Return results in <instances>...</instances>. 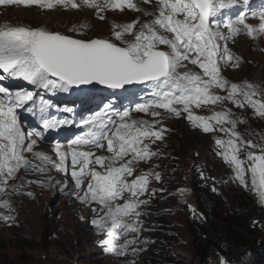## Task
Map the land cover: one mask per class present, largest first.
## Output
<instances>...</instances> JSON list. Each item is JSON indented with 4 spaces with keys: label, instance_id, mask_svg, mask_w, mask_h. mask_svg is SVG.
Wrapping results in <instances>:
<instances>
[{
    "label": "snow or ice",
    "instance_id": "snow-or-ice-1",
    "mask_svg": "<svg viewBox=\"0 0 264 264\" xmlns=\"http://www.w3.org/2000/svg\"><path fill=\"white\" fill-rule=\"evenodd\" d=\"M157 4L158 14L145 12L154 18L143 23L139 31H135L139 21L113 24L111 39L75 38L29 25L0 27V82L7 81L0 84V208L11 213V196L33 197L31 191L24 192L27 185L47 186L43 179L25 182L19 176L21 170L26 175L43 176L51 168L67 175L70 159L72 195L95 214L90 222L105 237L99 244L106 253L128 255L136 239L119 241L140 232V209L149 203L141 197L149 194L152 179L161 180L160 174L153 171L135 175L136 166L159 155L151 150L150 143L163 140L165 131L156 130L155 124L148 121L132 119L131 113L159 117L157 110L161 109L177 118L187 113L193 126L205 133L217 127L225 133L227 139L215 141L220 149L217 154L231 167L234 179L253 191L264 205V143L253 142L250 136L245 138L237 131L238 124L246 121L235 117L231 109H213L211 116L192 111L193 106H223L229 102L236 108H251L255 115L264 118V88L247 82L231 83L222 75L223 67L241 63V58L229 49V41L242 33L253 39L264 36V6L250 9V0H157ZM0 5L48 10L57 6L74 10L87 7L96 9L100 20L105 19L102 13L109 9L143 11L133 0H0ZM234 7L240 8L235 16L223 15L224 10ZM250 17L258 21L256 26L247 22ZM69 31L83 35L75 26ZM185 62L201 72L187 70ZM182 68L186 70L180 71ZM16 81H24L34 89ZM89 85L103 86L111 92L123 90L129 103L131 96L142 98L146 94L148 99L132 107H117L103 89L82 87ZM134 85H143L144 89L130 91ZM73 89L80 90L76 95L83 107L96 105L91 114L81 115L79 120L72 107L56 111L72 113L73 119L60 118L50 113L52 102L38 98L37 90L56 94ZM18 110L36 117L42 130L30 126L25 132L24 125L29 122L22 123ZM73 123L85 130L66 142L55 140L53 151L58 162L52 155L34 151L38 141L33 136L44 140L49 130ZM97 150L111 155H96ZM27 154H32V158ZM37 160L39 164L34 162ZM67 187L65 183L61 191ZM155 194L154 190L150 193ZM0 220L14 223L15 217L0 214ZM219 264L228 262L221 258Z\"/></svg>",
    "mask_w": 264,
    "mask_h": 264
},
{
    "label": "rangeland",
    "instance_id": "rangeland-1",
    "mask_svg": "<svg viewBox=\"0 0 264 264\" xmlns=\"http://www.w3.org/2000/svg\"><path fill=\"white\" fill-rule=\"evenodd\" d=\"M151 3L152 1L149 0L139 7L143 10L141 11L143 23L151 22L154 15L158 14V7L151 9ZM56 8L48 13L34 10L10 12L6 19L14 24L22 23V26L24 24L33 28H47L75 38L111 39L113 24L131 22L138 15V13L123 16L111 14L105 21V19L100 20L97 12L89 8L79 10ZM145 12L154 15H145ZM85 24L88 25L87 28L82 27ZM123 24L126 23L118 25ZM74 26L80 29L83 35L69 31ZM126 39L130 40L132 37L127 36ZM228 46L235 56L241 58V63L238 66L229 64L223 67V76L231 83L247 82L264 88V36L253 39L242 33ZM162 48L168 50L164 46ZM185 70L180 69V71ZM192 71L201 72L199 68ZM133 88L142 90L144 86L138 85ZM103 90L112 96L114 106L117 107H132L134 103L148 99L146 94L142 98L131 96L129 103V100L124 99L127 93L123 90L115 92ZM215 91L217 94L227 95V92ZM146 92L147 90H144V93ZM82 107L80 103L79 109L76 110L80 111ZM213 109L216 111L231 109L235 117L246 121L238 124L237 131L245 138L250 136L253 142L264 143L262 140L264 118L255 115L251 108L240 109L225 102L223 106L205 105L200 108L193 106L192 111L196 115L211 116ZM157 111L161 113L159 117H153L150 113L137 114L135 117L133 112L131 113L132 119L148 121L155 124L157 129L163 128L165 131L163 140L150 145L151 150L159 155L136 166L135 175L153 171L160 174L161 180L152 179L149 194L141 197L147 199L149 203L140 209L142 212L139 217L140 232L130 233L127 238H121L119 241L123 243L125 239H136L137 243L130 246L128 255L121 257L106 253L104 247L99 244V241L105 237L98 234L90 222L95 214L90 212L86 205L78 202L72 195V188L70 190L64 188V191L67 190L61 191L65 183L69 185L68 179L71 178L68 161L67 175L62 172L59 174L51 172L53 175L48 178L41 174L42 177H39L38 173H29L26 176H23L22 171L19 173L26 182L43 179L47 186L37 183L27 185L24 192L31 191L33 193L31 199L26 194L13 195L10 199L14 211L9 213L8 210L0 208V214H11L15 217L14 223L0 220V264H199V251L195 245V238L202 224L203 213L195 200L192 187L195 179H199L214 195L221 198V203L227 204V209L234 206L250 209L251 203L256 208L260 207L264 210V205L259 202L255 193L241 186L239 181L234 179L231 167L223 161L222 156L217 154L220 149L215 141L227 139L225 133L220 132L218 127L213 132H203L187 119V113H182L177 118L165 110ZM225 127L230 126L225 125ZM48 150L51 153L52 150ZM109 154L106 150L96 151V155ZM49 173L50 171L47 174ZM63 179L65 181L60 184ZM86 185L87 182L85 188ZM153 190L156 194L150 195ZM156 216L170 217L171 225L168 227L164 223L155 222ZM162 234L167 235V238H161ZM263 240L264 221L260 222L259 235L256 237L258 247ZM133 249L136 251L133 252ZM246 258L242 264H264L262 259L255 261L250 256Z\"/></svg>",
    "mask_w": 264,
    "mask_h": 264
},
{
    "label": "trees",
    "instance_id": "trees-1",
    "mask_svg": "<svg viewBox=\"0 0 264 264\" xmlns=\"http://www.w3.org/2000/svg\"><path fill=\"white\" fill-rule=\"evenodd\" d=\"M195 200L203 213L202 224L195 238L199 251V264H219V259L242 264L247 256L255 261L264 260V240L258 247L260 222L264 221V210L250 203V209L234 206L227 209L212 191L199 179L192 182ZM155 222L171 225L168 216H156ZM155 226V225H154ZM158 237V235H156ZM167 238V235L160 236Z\"/></svg>",
    "mask_w": 264,
    "mask_h": 264
},
{
    "label": "bare ground",
    "instance_id": "bare-ground-1",
    "mask_svg": "<svg viewBox=\"0 0 264 264\" xmlns=\"http://www.w3.org/2000/svg\"><path fill=\"white\" fill-rule=\"evenodd\" d=\"M150 1H152V3H151V9H152V7H158L157 0H150ZM143 2H144V0H133V3H136V4L138 5V7H140V6L142 5ZM82 8H85V9H86L87 7H82ZM89 10H92V11H94V12H97L96 9H89ZM136 13H138V15L136 16V19H135V20H133V21H131V22H126V21H123V22H116L115 24L134 23V22H136V21H139V23L136 24V28H135V31H139L140 26L143 24V18H142V15H141V11H134V10H130V9H128L127 7H125L123 11H120V10H111V9H109V10H106V11H105L104 13H102V14L105 15V21H106V20H108V17H109L111 14H116V15H117V14H120V16H121V15L123 16V15H127V14L135 15ZM145 23H146V22H145ZM6 82H7V81H6ZM66 105H67V104H66ZM94 108H96V105H89L87 108H84V109L82 110L81 113H79V112H78V113H79L80 116H81V115L91 114V111H92V109H94ZM78 109H79V107H78ZM18 111L21 112V121H22V123H23L25 120H27V121L29 122L28 124H25V125H24V130H25V132L28 131V129L30 128V126H31V127H37V126L35 125V121H34L33 117L31 116V114L25 113V112H23V110H18ZM49 111L52 112L53 110L50 109ZM63 113H64V112H63ZM76 113H77V111H76ZM65 114H66V113H65ZM137 114H141V113H139V112H133V116L137 117ZM131 118H132V117H131ZM70 127H71V126H70ZM37 128H38V127H37ZM38 130H41V129L38 128ZM156 130H159V129L156 128ZM83 131H84V130L75 131V132L73 133L74 137H71L70 139L75 138V136H76L77 134H82ZM32 138L37 139V141H38V146L34 148V151H36V150H37V151H42V152H45L46 154L52 155L53 158L56 159L57 162H58V158L55 157V153H54V151H53L55 140H53L52 143H49L48 141H51V139H49V138H47V137H45L46 140H45V138H44V140H40L39 138H37V137H35V136H33ZM70 139H68V140H70ZM68 140H66V141H68ZM66 141H65V138H64L63 141H61V142H66ZM146 143H150V142L146 141ZM150 145H151V143H150ZM48 149H51V150H52L51 153H49V150H48ZM27 155H28L29 158H32V154H27ZM109 155H111V154H109ZM34 162L36 163V162H39V161L37 160V161H34ZM69 162H70V159H69ZM39 163H40V162H39ZM140 163H141V162H140ZM53 170H54V169H53ZM21 171H22L23 176H26V174L24 173V171H23V170H21ZM49 171H50V172H53L51 168H50ZM51 175H53V174L49 173V174H47V175H43V176H46V177L49 178ZM38 176H39V177H42L39 173H38ZM68 180H69V181H68V183H69V185H68V190H70V188L74 189V181H73L71 178H69ZM25 182H26V181H25ZM85 182H87V181H85ZM24 191H25V189H24ZM63 192H65V191L63 190ZM23 197H24V196H23ZM23 197H22V198H23ZM30 199H31V197H30ZM22 202H23V201H22ZM78 202H79V201H78ZM79 203H80V202H79ZM80 204H82V203H80ZM82 205H84V204H82ZM86 207H87V209L90 210V212H92L89 206H86ZM92 207H97V206H96L95 204H93Z\"/></svg>",
    "mask_w": 264,
    "mask_h": 264
},
{
    "label": "clouds",
    "instance_id": "clouds-1",
    "mask_svg": "<svg viewBox=\"0 0 264 264\" xmlns=\"http://www.w3.org/2000/svg\"><path fill=\"white\" fill-rule=\"evenodd\" d=\"M29 10H33V9H22V8H19L18 6H11V7H8V8H6V10L5 11H3L2 13H0V27H5V26H8L9 24L8 23H10V24H13V26H22V23H19V24H14V23H12L11 21H8L7 19H6V17L8 16V14L10 13V12H17V11H29ZM48 13V12H47ZM23 26H24V24H23ZM5 83H7L6 81H4V82H0V84H5ZM16 83L18 84V85H20V86H22V87H24V85H25V83L26 82H24V81H16ZM74 90V89H73ZM76 91H80L79 89H75ZM72 93H74L73 94V96H72ZM78 92H73V91H70L69 93H56V94H54V95H51V97H52V99L55 101V103H59V101H60V104H63V105H65L66 106V104L68 105V107H70V105H71V107L74 109V113H75V116H77V117H79L80 115H79V113H81L82 112V110L85 108V107H82V109L80 110V111H77L76 109H78V107L80 106V102H78V96L76 95ZM57 107V106H56ZM64 108V107H63ZM53 109H55V107L53 108ZM76 111H77V113H76ZM79 112V113H78ZM71 116H73V114L71 113ZM64 132V131H63ZM66 132V131H65ZM32 139H34V138H32ZM81 150V149H80ZM84 150V149H83ZM37 151V150H36ZM53 172H56L57 174H59L60 173V171H57V170H55L54 169V171ZM51 173V172H50ZM65 181V179H63V181H60V184L62 183V182H64ZM69 184V183H68ZM67 189H68V187H67ZM66 189V190H67ZM65 190V191H66ZM227 261V260H226ZM228 262V261H227ZM228 264H230L229 262H228Z\"/></svg>",
    "mask_w": 264,
    "mask_h": 264
},
{
    "label": "water",
    "instance_id": "water-1",
    "mask_svg": "<svg viewBox=\"0 0 264 264\" xmlns=\"http://www.w3.org/2000/svg\"><path fill=\"white\" fill-rule=\"evenodd\" d=\"M82 87H87V88L97 87V88H99V87H103V86H92V85H89V86H82Z\"/></svg>",
    "mask_w": 264,
    "mask_h": 264
}]
</instances>
